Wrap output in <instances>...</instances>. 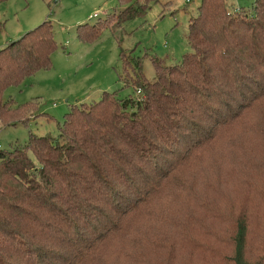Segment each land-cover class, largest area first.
Instances as JSON below:
<instances>
[{
  "label": "trees",
  "instance_id": "trees-1",
  "mask_svg": "<svg viewBox=\"0 0 264 264\" xmlns=\"http://www.w3.org/2000/svg\"><path fill=\"white\" fill-rule=\"evenodd\" d=\"M114 1L117 23L141 18L157 3ZM250 9L200 0L187 24L190 52L176 64L150 58L149 81L143 57L120 50L119 80L134 95L102 92L97 102L71 107L55 138L28 133L25 145L0 151V264H112L103 261L105 245L124 238V223L170 191L189 196L198 189V210L204 218L213 212L201 201L216 193L203 176L222 169L212 162L220 145L250 140L246 116L264 112V0ZM102 26L78 25L76 39L93 42ZM55 49L48 21L0 49L1 126L26 119L29 110L4 100V92L48 71ZM227 225L231 233L220 244L229 246V263L264 264V233L252 238L255 224L243 214ZM194 242L206 252L202 240Z\"/></svg>",
  "mask_w": 264,
  "mask_h": 264
},
{
  "label": "rangeland",
  "instance_id": "rangeland-1",
  "mask_svg": "<svg viewBox=\"0 0 264 264\" xmlns=\"http://www.w3.org/2000/svg\"><path fill=\"white\" fill-rule=\"evenodd\" d=\"M200 0H157L143 17L117 23L112 15L121 7L114 0H8L0 4V49L40 23L48 21L56 49L50 69L39 71L18 87L4 92L3 99L27 105L26 119L14 125H0V151L23 146L28 133L55 138L63 116L73 106L97 102L102 92H116L119 98L134 95L119 80V51L143 57L142 74L154 80L149 61L165 66L176 64L190 52L186 43L187 24L196 15ZM230 11L250 12L253 0H226ZM104 21V22H103ZM103 23L93 42L76 39L78 25ZM239 126H235L238 128ZM249 141L236 148L220 145L221 157L215 176H203L214 186L206 192L213 212L204 218L196 205L200 191L186 196L170 191L155 200L148 211L129 218L127 235L105 245L103 261L112 264H230L228 239L234 214L253 222L252 238L264 233V112L246 116ZM242 128H238L241 130ZM219 143V142H218ZM216 144V146L218 145ZM207 162L204 165L207 167ZM234 164V166H233ZM217 171V170H216ZM206 210V208H203ZM193 215L187 220L183 215ZM216 215V217H214ZM257 228V229H256ZM194 239L205 243L206 252L194 249ZM163 240L165 248L152 249Z\"/></svg>",
  "mask_w": 264,
  "mask_h": 264
}]
</instances>
